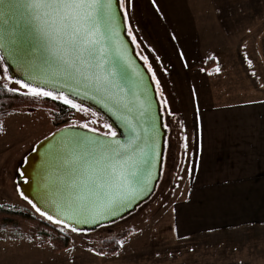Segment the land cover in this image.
Masks as SVG:
<instances>
[{
	"label": "rangeland",
	"instance_id": "374dc122",
	"mask_svg": "<svg viewBox=\"0 0 264 264\" xmlns=\"http://www.w3.org/2000/svg\"><path fill=\"white\" fill-rule=\"evenodd\" d=\"M221 1L124 0L121 7L127 34L154 81L167 130L162 176L157 189L147 202L129 216L94 231L73 232L72 228L63 227L41 215L23 197L19 188V169L27 155L58 129L76 127L104 136L113 137L112 132L117 135L113 123L99 109L68 97L81 110L67 105L70 119L61 126L54 125L55 112L51 109H39L33 113L25 108L16 109L3 121L0 137V205L30 209L35 216L61 229L71 242L67 249L56 253L50 240L31 225L0 226V264H237L241 259L230 255L249 254V250L243 247L233 248L239 241H225L223 249L216 248L221 245L217 237L207 240L211 246L208 252L199 253L188 236L176 237L172 229L173 210L186 200V196H181V188L188 171L189 84L188 76L183 75L178 67L179 63L173 62L172 53L164 50L163 42L165 37L180 39L178 51L175 52L179 60H184V50L191 46L193 40L191 33L199 32L204 35L200 37L207 55L224 53L227 33L219 25L224 11ZM168 19L174 26L171 30L166 27ZM188 28L191 29L188 31ZM258 39L264 54V28L262 36L256 37ZM5 66L8 68L7 75L19 80L5 59L0 61V73ZM4 83L18 89V92L28 91L18 84L0 80V84ZM58 96L61 97L58 101L63 102L64 95ZM84 109H87L86 113ZM110 238L117 239L119 251L114 255L100 253L99 250L104 247L103 241ZM120 241H123V247Z\"/></svg>",
	"mask_w": 264,
	"mask_h": 264
},
{
	"label": "crops",
	"instance_id": "0c3cea01",
	"mask_svg": "<svg viewBox=\"0 0 264 264\" xmlns=\"http://www.w3.org/2000/svg\"><path fill=\"white\" fill-rule=\"evenodd\" d=\"M221 4L224 53L207 55L199 32L191 33L184 60L175 52L180 39L162 43L189 84L186 200L173 210L172 229L176 237L188 236L199 253L217 237L216 248L239 241L233 248L249 250L230 255L241 259L237 264H264V54L256 40L264 28V0ZM166 27L173 29L170 19Z\"/></svg>",
	"mask_w": 264,
	"mask_h": 264
},
{
	"label": "water",
	"instance_id": "95a60500",
	"mask_svg": "<svg viewBox=\"0 0 264 264\" xmlns=\"http://www.w3.org/2000/svg\"><path fill=\"white\" fill-rule=\"evenodd\" d=\"M11 2L13 7L4 9L0 30H4L6 35L14 33L17 44L14 53H10L7 45L0 51L12 73L33 87L79 98L93 105L107 116L116 130H119L117 126L120 128L115 137H110L82 128L63 127L42 140L27 155L19 169L18 184L23 197L47 218L51 216L53 221H60V224L77 230L94 231L129 216L147 202L157 189L162 176L167 130L154 81L127 34L119 0L113 4L115 16L110 22L104 47L103 64L112 73L111 94L95 92L66 77L55 67L45 65L46 53L33 35L26 10L18 6L23 0ZM12 55L18 59H12ZM30 76L34 78L30 79ZM117 98L118 104L115 103ZM73 140L82 143L73 144ZM104 143L136 144L143 149V158L136 173L139 183L133 181V196L108 214L96 209L82 212L70 208L68 196L72 184L84 177L64 158L72 152L86 154L94 146Z\"/></svg>",
	"mask_w": 264,
	"mask_h": 264
},
{
	"label": "snow or ice",
	"instance_id": "6c2138e0",
	"mask_svg": "<svg viewBox=\"0 0 264 264\" xmlns=\"http://www.w3.org/2000/svg\"><path fill=\"white\" fill-rule=\"evenodd\" d=\"M114 3L116 0H23L18 6L26 10L33 35L46 53L45 65L55 67L66 77L95 92L111 94L112 73L104 66L103 60L106 36L110 31V22L115 16ZM119 3L121 7L124 6V0H119ZM0 6H3L0 8V20H3L4 9L13 7V4L11 0H0ZM16 44L14 33L9 32L6 35L4 30H0V48L7 45L10 53H14ZM11 58L18 59L15 55ZM4 59L0 54V61ZM248 63L252 66L251 60ZM7 73L8 68L5 66L0 73V80H7L28 90L19 93L20 95H31L33 98L50 97L52 100L61 98L38 86L33 87L20 80H13ZM252 75L255 76L256 73ZM0 87L8 93L18 92V89L9 87L8 83ZM63 103L77 111L81 110L80 106L67 96H63ZM115 103H119L118 98ZM84 111L86 113L87 109ZM2 129L3 124L0 123V130ZM112 136L115 137L116 133L112 132ZM72 143L79 145L82 141L73 140ZM142 158L143 149L136 144L104 143L94 146L86 154L70 153L64 159L84 178L72 184L68 206L82 212L89 209L102 210V214L115 211L120 204L133 196L135 184L139 183L136 173ZM37 211L40 209L37 208ZM41 215L44 213L41 212ZM48 219L52 220V217L48 216ZM72 231L77 229L72 228ZM119 243L123 247V241Z\"/></svg>",
	"mask_w": 264,
	"mask_h": 264
},
{
	"label": "trees",
	"instance_id": "16d2710c",
	"mask_svg": "<svg viewBox=\"0 0 264 264\" xmlns=\"http://www.w3.org/2000/svg\"><path fill=\"white\" fill-rule=\"evenodd\" d=\"M3 84H0L2 86ZM19 93H8L0 87V123L8 118L13 110L25 108L29 112H37L39 109H51L54 114V125L61 126L69 121L70 113L68 106L58 100H52L50 97L33 98L31 95H20ZM2 130H0V137ZM27 224L35 227L38 232L47 237L53 246V251L58 253L69 246L71 239L64 234L61 229L55 227L52 223L39 218L27 208H17L4 204L0 207V226L12 224ZM66 227L64 225H61ZM44 245V243H41ZM104 247L99 252H107L114 255L119 251V244L116 238H110L103 241Z\"/></svg>",
	"mask_w": 264,
	"mask_h": 264
},
{
	"label": "bare ground",
	"instance_id": "6f19581e",
	"mask_svg": "<svg viewBox=\"0 0 264 264\" xmlns=\"http://www.w3.org/2000/svg\"><path fill=\"white\" fill-rule=\"evenodd\" d=\"M56 92V91H55ZM79 99V98H78ZM79 100H81V99H79ZM118 127V129L120 130V128H119V126H117ZM119 130H117L118 132H119Z\"/></svg>",
	"mask_w": 264,
	"mask_h": 264
}]
</instances>
